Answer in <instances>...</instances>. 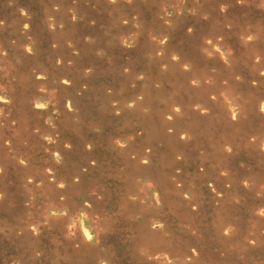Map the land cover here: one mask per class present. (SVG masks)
Instances as JSON below:
<instances>
[{
	"label": "rangeland",
	"instance_id": "374dc122",
	"mask_svg": "<svg viewBox=\"0 0 264 264\" xmlns=\"http://www.w3.org/2000/svg\"><path fill=\"white\" fill-rule=\"evenodd\" d=\"M262 109L264 0H0V264H264Z\"/></svg>",
	"mask_w": 264,
	"mask_h": 264
},
{
	"label": "clouds",
	"instance_id": "9594fccd",
	"mask_svg": "<svg viewBox=\"0 0 264 264\" xmlns=\"http://www.w3.org/2000/svg\"><path fill=\"white\" fill-rule=\"evenodd\" d=\"M26 14V13H25ZM25 27H28L27 25H25ZM189 31H191V29H189ZM29 51H30V49H29ZM176 57H174V59H175ZM64 83H68L67 81H64ZM36 107H38V108H44V107H46V105H44V104H37L36 105ZM262 110H264V109H262ZM90 147V146H89ZM58 155V154H57ZM145 163H147V161H145ZM3 172V169H0V173H2ZM64 185L63 184H61L60 185V187H63ZM89 239H91V237L89 236Z\"/></svg>",
	"mask_w": 264,
	"mask_h": 264
}]
</instances>
